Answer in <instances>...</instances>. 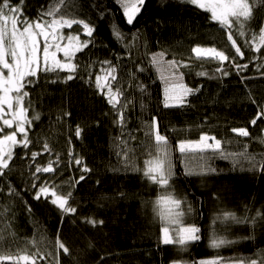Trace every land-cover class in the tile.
<instances>
[{"label": "trees", "instance_id": "obj_1", "mask_svg": "<svg viewBox=\"0 0 264 264\" xmlns=\"http://www.w3.org/2000/svg\"><path fill=\"white\" fill-rule=\"evenodd\" d=\"M11 3L13 6L22 4L23 16L34 20L39 11L47 8L50 0H11ZM77 3L81 14L78 18L90 22L96 30L94 43L77 53L75 62L80 68L74 79L66 80L67 72L41 71L38 78H32L33 84L25 88L32 105L29 116L35 112L40 114V119L33 122L29 131L33 141L29 146V156L31 151L40 152L46 139L53 151L37 157L36 162L44 166L49 159L55 160V154L59 153L62 163L55 175L43 174L41 180H54L59 184L69 177L78 179L81 174L85 175V179L74 189L67 184L63 188L65 193L69 190L74 192L70 205L77 211L64 215L62 221V213L55 206L43 198L39 201L33 199L35 189L30 188V172L34 171V167H29V159H21L25 150L17 148L11 165L14 170L5 178H0L4 193L7 192L8 181L20 193V198L0 193V202H10L15 214L12 227L19 239L12 244L11 251L15 254L17 247L23 249L24 241L39 228L52 240H55L57 230L60 231L61 240L71 250V256L61 252V264H170L179 257L175 248L160 243L163 225L154 204L159 190L141 173L125 171L116 155L115 138L121 131L114 123L117 116L94 83L100 69L107 67L101 62L111 61L117 67L118 86L125 93L122 99L131 101L126 111V130L133 131L136 137L130 144V147L137 148L133 162L143 167L147 156L139 144L141 141L150 143V140L144 135L146 129L142 121L152 116L157 118L161 132L169 135L173 149L178 139H197L203 128L204 131L211 129L210 134L217 138L227 136L238 139L240 144L247 143L252 152H264V146L254 139L264 136V117L256 125L250 123L259 110L257 105H264V76H261L264 69H256V65L264 63V59L249 63L253 55L264 57V49L253 53L244 48L243 39L237 38L245 53L243 59L237 58V62L248 63L249 67L239 73L229 68L230 74L221 77L215 71L219 66L216 62L191 58V47L196 44L215 46L221 50L230 44L226 31L220 30L217 24L210 21L209 14L196 6L182 0H145L140 13L129 25L114 0H77ZM101 13L104 15L101 16ZM114 23L127 34L123 41L111 31ZM261 25H264V5L254 10L250 28L258 33ZM77 32L81 33V41L88 39L81 27L74 25L67 31L73 35ZM133 33L138 34L135 41L132 40ZM250 38L249 35L244 39ZM125 44L133 46L129 50ZM160 51L168 53L166 59L175 56L192 65L188 69L182 68L184 83L200 90L188 96L183 107L164 106V84L150 63L151 55ZM233 53L234 49L229 48L228 54ZM225 67H228L227 62ZM141 68L144 71H139ZM202 71L208 75H196ZM89 73L92 74L91 81ZM129 73H135L136 79H132ZM141 84L147 88L144 94L137 87ZM141 104L145 106L143 109ZM65 113L69 115L65 116ZM58 117L61 119L58 120ZM77 125L83 129L81 138L75 137ZM241 127L248 129L250 137H236L230 131L231 128ZM172 129L191 131L172 132ZM70 148L83 158L90 172L81 173L76 166L66 167ZM229 150L241 149L234 144ZM173 157L176 165L173 179L175 193L179 198L186 197L192 205L194 214L188 222L201 228V241L179 256L188 261L212 257L216 251L208 247V236L209 224L215 214L222 210L234 211L240 217L255 216L257 210L264 213V173L241 171L240 167L233 169L230 161L216 159L212 162V166L219 170L216 174L186 176L184 165L179 162V153L173 151ZM244 167L247 168L246 163ZM121 193L124 195L121 196ZM28 206L32 209L31 214L27 211ZM86 217L103 223L93 227L84 222ZM228 232L229 239H239L240 243L220 249V255L252 256L258 249H264V220L257 222L255 230L248 225H232ZM253 233L255 240L240 239ZM41 251H45L44 246H41ZM40 264H46V261Z\"/></svg>", "mask_w": 264, "mask_h": 264}, {"label": "snow or ice", "instance_id": "obj_2", "mask_svg": "<svg viewBox=\"0 0 264 264\" xmlns=\"http://www.w3.org/2000/svg\"><path fill=\"white\" fill-rule=\"evenodd\" d=\"M114 2L121 7L129 25L133 23L145 4V0H114ZM182 2L207 12L210 21L217 24L220 30L226 31L227 41L230 44L223 50L215 46L204 47L200 44H196L190 50L191 58L196 61L216 62L219 66L215 71L220 73L221 77L230 74L229 68H234L239 73L249 67L248 63L237 62V58L243 59L245 55L237 43V38L243 39L244 48L250 49L253 53H260L264 49V25L259 27L258 33L250 28V22L254 19V10L259 5H264V0H182ZM22 8V4L13 6L11 0H0V178H5L6 174L14 170L11 165L16 149H24V156L21 159H29V167H34V171L30 172V188L35 189L33 199L39 201L43 198L55 206L62 213L61 220L63 221L64 215L74 214L77 211L70 205V200L74 199V192L69 190L65 193L63 188L67 184L70 189H74L85 179V175L81 174L78 179L69 177L67 181L59 184L54 180H41L43 174L55 175L62 160L60 154L56 153L55 160L49 159L44 166L36 162L37 157L53 151L46 139L43 141L42 150L40 152L31 151L29 156V146L33 144L29 131L33 122L40 119V114L35 112L31 117L29 116L32 105L25 88L33 84L32 78H38L41 71L57 74L67 72L66 80L74 79V74L80 68V65L75 62L77 53L83 52L94 43L93 37L96 29L90 22L78 18L81 14L78 12L77 0H50L47 8L39 11L34 20L24 17ZM100 15L103 16L104 13ZM74 25L82 27L83 34L88 39L81 41L80 32L74 35H64L63 30L72 29ZM111 31L120 41L127 36L119 30L115 23L111 26ZM249 35L250 39H244ZM136 39H138V34L133 33L132 40ZM132 46V44H125V48L129 50ZM229 48L234 49L232 55L228 54ZM59 53L63 54L62 59ZM167 55L165 51L153 53L150 63L160 73V79L165 83L164 106L166 108L183 107L186 98L200 89L190 88L183 83L184 72L181 69L191 68L192 65L182 59H176L175 56L172 59H166ZM258 59H264V57L253 55L249 63ZM225 62L228 67H225ZM101 63L107 67L100 69V74L95 76L94 83L99 92L107 98V102L117 116L114 123L121 131L120 135L115 138L117 141L116 155L123 163L125 171L141 173L150 184L155 185L159 190L160 194L154 204L155 211L163 225L160 243L175 248L179 257L170 261V264H264V249H258L252 256H223L219 253L222 248L240 243L239 239H229L228 229L232 225H248L255 230L257 222L264 220V213L259 210L255 216L245 215L243 217L238 216L234 211L218 212L209 224L208 236V247L215 250L216 254L209 258L192 261L179 256L181 253L189 252L193 244L201 241V228L188 222V218L194 214L192 205L186 197L179 198L175 193L173 179L176 176V165L173 151L179 153V162L184 165L186 176L216 174L219 170L212 166V162L216 159L230 161L233 169L240 167L241 171L264 173V152H252L247 143L240 144L238 139H229L227 136L217 138L216 135L210 134L211 129L204 131L203 128L197 139H178L173 149L169 135L161 132L157 118L152 116L149 120L142 121V126L146 129L144 135L150 143L146 144L141 141L139 144L140 148L145 149L147 156V159L143 161V167H139L133 162L137 148L130 147L136 137L133 131L126 130V111L131 101L122 99L125 93L118 86L117 67L112 65L111 61L105 60ZM256 69L257 71L264 69V63H258ZM139 71H144V69L141 68ZM91 75L89 73L90 81ZM129 75L132 79H136L135 73H129ZM196 75L207 76L208 73L202 71ZM261 76H264V73H261ZM254 78L258 77H242V79ZM137 87L142 94L146 93V86L141 84ZM249 98L251 99V96ZM169 101L175 103L170 104ZM252 103L255 104L256 101L252 100ZM144 107L141 104V108ZM257 107L259 110L250 121L252 125H256L257 121L264 117V105H257ZM177 131L190 132L191 129H172V132ZM230 131L236 137H250V132L244 127L231 128ZM74 132L76 138H81L83 129L77 125ZM254 139L264 146V136ZM69 143H71V137H69ZM234 144L241 150L230 151L229 148ZM67 156L66 167L76 166L81 173L91 171L83 158L74 154L71 148ZM245 163L247 168L244 167ZM0 193H4L2 184H0ZM4 194L8 197L20 198V193L10 181L7 182V192ZM27 211L31 214L30 206ZM14 215L10 202L8 204L0 202V264H40L41 261H46V264H61V252L66 256H71V250L61 240L59 230H57L55 240H52L39 228L34 231L30 239L24 241L25 247L23 249L17 247L13 254L12 244L19 239L12 227ZM84 222L93 227L103 223L91 217L84 218ZM255 238L253 233L240 239L252 241ZM41 246L45 247V251H41ZM49 247L51 250H48Z\"/></svg>", "mask_w": 264, "mask_h": 264}, {"label": "rangeland", "instance_id": "obj_3", "mask_svg": "<svg viewBox=\"0 0 264 264\" xmlns=\"http://www.w3.org/2000/svg\"><path fill=\"white\" fill-rule=\"evenodd\" d=\"M82 28V27H81ZM67 31H69V29H64L63 30V32H64V35H68L69 33H67ZM83 31V30H82ZM66 42V41H65ZM43 47V45L41 44V48ZM59 55V57L62 59L63 58V54L62 53H59L58 54ZM181 71H182V69H181ZM159 73V72H158ZM159 75H160V73H159ZM183 83H184V78H183ZM163 84H164V87H165V83H164V81H163Z\"/></svg>", "mask_w": 264, "mask_h": 264}]
</instances>
